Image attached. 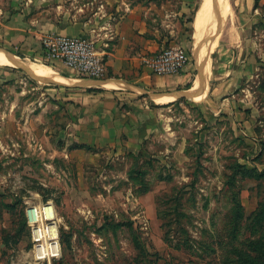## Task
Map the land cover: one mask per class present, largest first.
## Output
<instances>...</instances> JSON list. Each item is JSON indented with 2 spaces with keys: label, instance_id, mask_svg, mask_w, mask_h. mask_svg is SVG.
<instances>
[{
  "label": "rangeland",
  "instance_id": "1",
  "mask_svg": "<svg viewBox=\"0 0 264 264\" xmlns=\"http://www.w3.org/2000/svg\"><path fill=\"white\" fill-rule=\"evenodd\" d=\"M215 1L200 35L203 0L195 6L188 46L201 80L192 98L162 104L126 84H44L0 64V264H38L26 209L47 202L59 219L61 254L41 264H264V222L253 213L264 201V0L255 9ZM0 48L54 78L85 76L62 61ZM105 67L104 78L121 77ZM231 73L239 119L211 114L200 97ZM106 91L119 116L130 110L126 116L150 122L136 134L140 143L72 138V122L90 119L91 100ZM140 104L141 115L133 110Z\"/></svg>",
  "mask_w": 264,
  "mask_h": 264
},
{
  "label": "crops",
  "instance_id": "2",
  "mask_svg": "<svg viewBox=\"0 0 264 264\" xmlns=\"http://www.w3.org/2000/svg\"><path fill=\"white\" fill-rule=\"evenodd\" d=\"M197 1L0 0V45L18 50L25 57L42 58L43 35L85 36L94 40L97 50L104 55L107 71L119 74V79L144 89L176 92L181 88L186 91L201 79L194 72L193 61L182 73L174 75L153 74L146 62L165 47L183 46L190 51L191 30L194 28L195 32L198 17L194 13ZM234 1L256 8V0ZM226 77L222 81L209 82L204 94L200 95L202 105L211 114L223 111L239 119L243 112L236 106V100H232L236 99V78L232 73ZM188 84L191 87L188 88ZM74 95L85 97L80 92ZM114 99L109 91L94 95L90 104L93 116L86 121L72 122V129L76 131L72 138L75 137L76 142L108 146L123 139L129 146L143 140L144 136H140L141 139L136 134L147 130L150 122L139 115L126 116L130 110L119 116V105ZM140 107L142 110L137 107L133 110L141 115L144 106L140 104Z\"/></svg>",
  "mask_w": 264,
  "mask_h": 264
},
{
  "label": "built area",
  "instance_id": "3",
  "mask_svg": "<svg viewBox=\"0 0 264 264\" xmlns=\"http://www.w3.org/2000/svg\"><path fill=\"white\" fill-rule=\"evenodd\" d=\"M41 44L42 58L62 61L84 74L83 77L104 78V55L97 50L91 38L49 33L42 36ZM191 59L187 48L170 46L149 58L147 66L153 74L174 75L182 73ZM26 216L34 243L32 258L38 264L59 258L60 225L53 204H30L26 209Z\"/></svg>",
  "mask_w": 264,
  "mask_h": 264
},
{
  "label": "water",
  "instance_id": "4",
  "mask_svg": "<svg viewBox=\"0 0 264 264\" xmlns=\"http://www.w3.org/2000/svg\"><path fill=\"white\" fill-rule=\"evenodd\" d=\"M208 0H203L202 2V10H204V7L206 5V2ZM212 3H215V0H210ZM1 50V48H0ZM11 58L17 63L20 68L28 72L30 75L34 76L39 82H42L44 84H56V85H63V86H70V87H101L107 84H113V85H123L126 84L130 89L139 92L142 95L148 96L150 98L156 99L158 96L169 94L173 95L176 98H192L197 96V93L195 91H176V92H154L149 91L147 89H144L142 87L134 86L130 83H127L119 78H94V77H80L76 79L75 81L71 78L64 77V80H60L54 77H44L36 74V72L31 68L29 64L20 62L16 56L12 52H7ZM199 54V52H198ZM201 64V63H200ZM203 64V62H202ZM202 68V66H201ZM201 78V75H200ZM201 80V79H200Z\"/></svg>",
  "mask_w": 264,
  "mask_h": 264
},
{
  "label": "bare ground",
  "instance_id": "5",
  "mask_svg": "<svg viewBox=\"0 0 264 264\" xmlns=\"http://www.w3.org/2000/svg\"><path fill=\"white\" fill-rule=\"evenodd\" d=\"M211 4H212V2L210 0H208L206 2V5L204 7V10L199 15V28H198V31H197V34L198 35H200V33H202V27H203V25L206 28L205 25L208 24V19H209L208 14L210 12L209 11V6ZM201 52H202L201 53L202 54V60H204V52L203 51H201ZM0 64L13 65V66L17 65V63L6 52H0ZM30 66L36 72V74H38L40 76L51 77L49 75L50 74L52 75V71L48 67H46V66H44L42 64L32 63V64H30ZM57 79L64 80V77H57ZM198 85H199V81L197 82V84L195 85V87L192 88V89H190L189 91L194 90ZM174 99H176L175 96L169 95V94H164V95L158 96L155 100H156V102L163 104V103H166V102H171Z\"/></svg>",
  "mask_w": 264,
  "mask_h": 264
},
{
  "label": "trees",
  "instance_id": "6",
  "mask_svg": "<svg viewBox=\"0 0 264 264\" xmlns=\"http://www.w3.org/2000/svg\"><path fill=\"white\" fill-rule=\"evenodd\" d=\"M189 87H191V85H189L188 84V88ZM94 89H96L97 87H93ZM264 195V194H263ZM263 199H264V197H263ZM264 201L262 202V207H261V210H260V212L259 213H255V212H253L254 214H255V216H256V214H258V217H259V215H260V220L259 221H262V222H264ZM237 215H238V218L240 219V218H242V216H244V213H243V211H242V205H241V203H239L238 201H237ZM240 215H241V217H240ZM246 216V215H245ZM249 217V216H248ZM247 217V218H248ZM263 219V220H262Z\"/></svg>",
  "mask_w": 264,
  "mask_h": 264
}]
</instances>
